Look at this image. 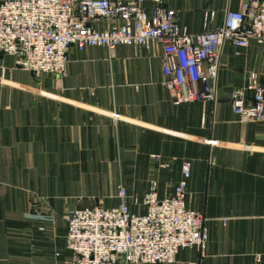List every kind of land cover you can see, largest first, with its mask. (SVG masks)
I'll return each instance as SVG.
<instances>
[{
  "label": "crops",
  "instance_id": "1",
  "mask_svg": "<svg viewBox=\"0 0 264 264\" xmlns=\"http://www.w3.org/2000/svg\"><path fill=\"white\" fill-rule=\"evenodd\" d=\"M165 2L201 31L206 10L220 24L243 0ZM162 64L157 40L149 49L73 45L63 77L14 67L0 51V264H71L67 208L116 205L123 184L142 212L151 179L160 198L170 195L185 158L187 202L205 212L209 238L203 251L181 249L177 264H264V122L241 121L231 106L232 89L264 71V50L224 43L215 101L174 102ZM47 211L53 221L30 215Z\"/></svg>",
  "mask_w": 264,
  "mask_h": 264
},
{
  "label": "built area",
  "instance_id": "2",
  "mask_svg": "<svg viewBox=\"0 0 264 264\" xmlns=\"http://www.w3.org/2000/svg\"><path fill=\"white\" fill-rule=\"evenodd\" d=\"M214 15L206 10V28L191 31L165 0H0V51L13 55L14 67L63 77L73 45L80 50L89 45L112 50L119 44L149 49L157 40L163 46L161 83L173 101H215L224 43L241 48L255 40L264 48V0H243L240 9L228 8L220 24L212 22ZM102 19L109 23L100 28L96 24ZM231 106L241 121L264 122V71L250 70L245 83L232 89ZM191 171L192 161L185 158L173 192L163 198L157 179H151L141 199L142 212L132 209L123 184L116 205L67 208L70 263L177 264L181 249L196 246L203 251L209 229L205 212L187 202ZM30 215L54 219L51 211Z\"/></svg>",
  "mask_w": 264,
  "mask_h": 264
},
{
  "label": "rangeland",
  "instance_id": "3",
  "mask_svg": "<svg viewBox=\"0 0 264 264\" xmlns=\"http://www.w3.org/2000/svg\"><path fill=\"white\" fill-rule=\"evenodd\" d=\"M264 50V48H262Z\"/></svg>",
  "mask_w": 264,
  "mask_h": 264
}]
</instances>
